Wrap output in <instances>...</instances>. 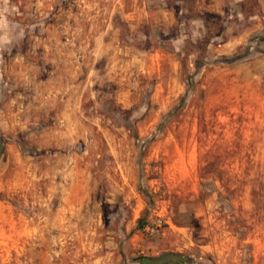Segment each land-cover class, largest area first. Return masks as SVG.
I'll return each instance as SVG.
<instances>
[{"label":"rangeland","instance_id":"374dc122","mask_svg":"<svg viewBox=\"0 0 264 264\" xmlns=\"http://www.w3.org/2000/svg\"><path fill=\"white\" fill-rule=\"evenodd\" d=\"M0 138V264H264V0H0Z\"/></svg>","mask_w":264,"mask_h":264},{"label":"water","instance_id":"95a60500","mask_svg":"<svg viewBox=\"0 0 264 264\" xmlns=\"http://www.w3.org/2000/svg\"><path fill=\"white\" fill-rule=\"evenodd\" d=\"M1 153H2V146H1V138H0V156H1ZM174 258H177L176 255H172V254H162L160 255L159 257L157 258H148V259H142V261H146L147 264H158V263H161V262H166L167 260H172L174 261ZM179 258V257H178ZM183 258H181L182 260Z\"/></svg>","mask_w":264,"mask_h":264},{"label":"flooded vegetation","instance_id":"af4514ba","mask_svg":"<svg viewBox=\"0 0 264 264\" xmlns=\"http://www.w3.org/2000/svg\"><path fill=\"white\" fill-rule=\"evenodd\" d=\"M170 262H172V264H186L187 263V260L186 259L179 260V258L177 256V258H174V261H171V259H170V260H167L166 263L169 264Z\"/></svg>","mask_w":264,"mask_h":264},{"label":"crops","instance_id":"0c3cea01","mask_svg":"<svg viewBox=\"0 0 264 264\" xmlns=\"http://www.w3.org/2000/svg\"><path fill=\"white\" fill-rule=\"evenodd\" d=\"M179 260H181V258L179 257ZM172 261V260H171ZM145 263H141V261H140V263L141 264H147V262L146 261H144ZM167 262V261H166ZM166 262H161V263H158V264H168V263H166ZM169 264H172V262H170Z\"/></svg>","mask_w":264,"mask_h":264},{"label":"trees","instance_id":"16d2710c","mask_svg":"<svg viewBox=\"0 0 264 264\" xmlns=\"http://www.w3.org/2000/svg\"><path fill=\"white\" fill-rule=\"evenodd\" d=\"M140 222V221H139ZM146 259H148V258H146Z\"/></svg>","mask_w":264,"mask_h":264}]
</instances>
